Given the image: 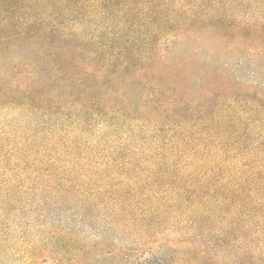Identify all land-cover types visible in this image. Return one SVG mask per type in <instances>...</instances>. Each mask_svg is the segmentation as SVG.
I'll return each instance as SVG.
<instances>
[{
  "label": "trees",
  "instance_id": "obj_1",
  "mask_svg": "<svg viewBox=\"0 0 264 264\" xmlns=\"http://www.w3.org/2000/svg\"><path fill=\"white\" fill-rule=\"evenodd\" d=\"M139 1L0 0V102L77 128L143 122L134 193L188 228L264 212V0L239 17Z\"/></svg>",
  "mask_w": 264,
  "mask_h": 264
},
{
  "label": "rangeland",
  "instance_id": "obj_2",
  "mask_svg": "<svg viewBox=\"0 0 264 264\" xmlns=\"http://www.w3.org/2000/svg\"><path fill=\"white\" fill-rule=\"evenodd\" d=\"M181 1L167 6L180 9ZM163 2L156 1V6ZM252 3L188 2L237 17ZM144 134L141 121L99 119L77 128L3 99L0 264H264L260 204L188 228L175 212L167 216L145 203L147 192L134 193L145 186L142 171L132 166L147 160ZM187 241L193 248L183 243Z\"/></svg>",
  "mask_w": 264,
  "mask_h": 264
}]
</instances>
